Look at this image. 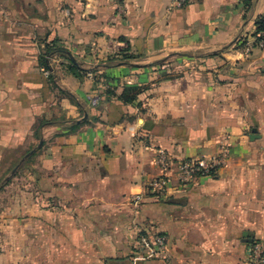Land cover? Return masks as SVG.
Returning <instances> with one entry per match:
<instances>
[{"label":"crops","instance_id":"1","mask_svg":"<svg viewBox=\"0 0 264 264\" xmlns=\"http://www.w3.org/2000/svg\"><path fill=\"white\" fill-rule=\"evenodd\" d=\"M263 12L264 0L246 12L243 0H0V166L47 120L40 191L0 207V264H252L248 243L264 240V47L233 44ZM47 35L117 94L139 87L135 98L98 103L102 83L60 57L69 95L57 94L39 64ZM223 145L222 168L179 183L180 160ZM159 152L174 165L153 197ZM142 232L166 236L163 255L141 256Z\"/></svg>","mask_w":264,"mask_h":264},{"label":"built area","instance_id":"2","mask_svg":"<svg viewBox=\"0 0 264 264\" xmlns=\"http://www.w3.org/2000/svg\"><path fill=\"white\" fill-rule=\"evenodd\" d=\"M182 3L183 0H174L175 5L180 6ZM257 37H259L257 40L256 37H251L245 42L241 47L243 54H247L253 47H264V30L258 33ZM96 100L95 98L94 101ZM228 159V147L223 145L219 152L210 156L189 157L180 160L175 167L177 180L181 185H189L198 177L216 173L225 165ZM155 161L163 173L151 180L147 184L146 190L149 195L159 197L165 192L168 183L166 172L172 168L174 162L165 152H159ZM138 202L139 196L132 199L134 205L138 204ZM138 243L142 257L161 256L165 252L166 236L162 233L140 234ZM248 256L252 264H264V240H251L248 243ZM136 259L134 258L133 260L136 261ZM135 261L131 264H135Z\"/></svg>","mask_w":264,"mask_h":264},{"label":"trees","instance_id":"3","mask_svg":"<svg viewBox=\"0 0 264 264\" xmlns=\"http://www.w3.org/2000/svg\"><path fill=\"white\" fill-rule=\"evenodd\" d=\"M244 2V10L245 12L248 11V9H250L253 5L254 0H243ZM264 30V12L260 15H258L255 20H254V27H253V31L251 32L250 36L251 37H256V40L259 38L257 37L258 33H260L261 31ZM248 35L247 34H241L237 40H235L233 46L235 48H241L246 41H248ZM43 48L42 51L39 55V64L41 65L42 68L45 69H49L48 64H47V57H54V56H58L60 58H64V60L67 61V63L65 64L66 70L71 73L72 75L81 78L83 77V75L85 73H87V71H91L93 74V80L96 83H102L103 88H101V92L98 93L99 95V101L98 103H100V101L102 99H110L113 96H116L117 99L123 101V102H130L132 101L136 94L139 91V87L136 86H125L123 87L122 91L117 94L115 92V88L107 85V81H109V79L111 77H109L108 75H106L103 71H99L100 69L96 68V69H90V70H86L83 68H80L79 63L72 59L69 55H68V51L67 48H65L62 44V41L60 38H58L57 36H48L45 37L43 39ZM125 59L130 60L131 58H133V56H129V55H125L123 56ZM47 81L49 86L57 91V94H59L60 96H68L69 94L67 93V91H65L63 88H61L58 84V82L56 81L57 76L54 74H50L47 77ZM104 96V98H103ZM47 123V120L44 119H37L35 121V124L33 126V133H32V138L35 140H41L42 138V133H41V128ZM75 125V124H73ZM44 143V140L42 141V144ZM33 145H30L26 150H24L23 152H21L20 156L15 158V161L18 162V160H20L25 154H27V152H29L30 150H32ZM40 149V147H38L35 151H33L31 154H29L22 163H27L31 160L32 156H34L38 150ZM16 162V163H17ZM141 234H146V232H142Z\"/></svg>","mask_w":264,"mask_h":264},{"label":"rangeland","instance_id":"4","mask_svg":"<svg viewBox=\"0 0 264 264\" xmlns=\"http://www.w3.org/2000/svg\"><path fill=\"white\" fill-rule=\"evenodd\" d=\"M43 41V40H42ZM59 57L57 56H50L47 57V64L49 69L43 68L42 72L44 73L45 77L47 78L50 74H54L58 76V71L55 67V64ZM64 59V58H63ZM48 79V78H47ZM56 81L58 82V79L56 78ZM39 143L38 140L33 139L32 144L35 151L39 146L37 144ZM38 152L32 156L31 160L29 162L22 163V161L18 160L15 161V158L8 162L6 165L0 166V207H3L6 205L7 201L10 200V196L13 194H16L17 192H20L22 190L24 191H40L36 177L41 174L40 169L37 166V156ZM15 156V155H14ZM18 157V156H16ZM17 162V163H16ZM17 166L15 171L11 173L12 169ZM42 204L37 202L35 204L37 207L42 206V208H53V207H58L59 205H55L53 203V200H41ZM45 216V221L47 222L48 220H51V217L47 214ZM134 259V258H133ZM132 259V260H133ZM136 259V258H135ZM135 261V260H133ZM130 261V264L133 262ZM135 264H138V259H136Z\"/></svg>","mask_w":264,"mask_h":264},{"label":"water","instance_id":"5","mask_svg":"<svg viewBox=\"0 0 264 264\" xmlns=\"http://www.w3.org/2000/svg\"><path fill=\"white\" fill-rule=\"evenodd\" d=\"M69 56L71 57V55L69 54ZM72 58V57H71ZM253 132L255 131V129H253L252 130ZM253 135H251V137H252ZM41 145V140L39 141V143L37 144V146H40ZM33 150L34 149H32V150H30L29 152H27V154H25L23 157H22V159L20 160V161H22V160H24L29 154H31L32 152H33ZM17 168V166H15L13 169H12V171H11V173H13L14 171H15V169Z\"/></svg>","mask_w":264,"mask_h":264}]
</instances>
